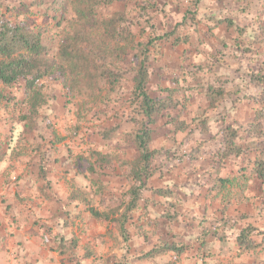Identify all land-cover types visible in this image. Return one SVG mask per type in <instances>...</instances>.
<instances>
[{
  "label": "rangeland",
  "instance_id": "obj_1",
  "mask_svg": "<svg viewBox=\"0 0 264 264\" xmlns=\"http://www.w3.org/2000/svg\"><path fill=\"white\" fill-rule=\"evenodd\" d=\"M25 1L34 2L31 12L19 18L11 17L14 20L29 17L32 22L48 28L52 54H55L63 38V29L73 17L68 0H58L55 4V0H45L43 5L38 4L40 0ZM143 1L152 3L153 7L149 10L151 23L145 24L146 33L139 34L141 31L135 30L141 40L151 31L158 35L172 31L189 10L195 15L192 21L188 19L187 26L179 25L178 33L174 35L189 30V40L179 44L173 41L174 36L162 40V50L150 64L152 96L166 98L167 92L160 88H171L176 91L173 99L178 102L176 108L165 111L166 114L152 126L151 146L160 153L153 162L155 173L150 184L176 187L177 194L168 199L145 191V198L128 222V241L119 235L114 222L96 219L84 202L73 199V192L98 188L99 184L86 177L91 173L90 163H95L92 153L96 151L110 154L112 163L102 168L98 166L103 174L102 189L92 197L91 204L107 210L129 198L130 183L126 176L129 167L124 162L135 157V150L125 139L126 133L136 129L131 122L134 111L128 101L133 74H127L122 91L114 93L110 101L89 93L86 97L74 96L64 78L52 75L41 80L53 97L40 109L39 123L34 129H26L24 122H19V113L22 114L20 111L24 109L0 100V125L8 128L0 131V157L8 156L6 169L11 176V185L33 192L28 200L31 219L38 227L36 229L33 224L26 228V234L44 233L57 252L59 240L64 237L65 248L70 250L63 254L62 264H109L107 258L111 255L131 260V264H264V244L251 252H241L237 243L241 228L249 223L264 225L259 214L261 210L264 212V186L253 178L245 190L249 198L242 201L234 198L233 203L225 207L217 189L212 188L213 177L219 173L221 176L234 175L236 189L244 188V173L239 170L243 160L233 156L218 165L211 150L217 147L220 139L218 131L222 124L216 118L220 116L238 128L239 141L245 142V128L255 120L261 105L251 97L258 88L242 77L245 68L252 65L257 70L264 66V48L259 50V55L252 54L253 57L250 53H241L236 30L227 22L216 27L215 20L232 18L254 34L260 25H264L261 0H132L129 4L115 2L100 8L98 16L107 17L115 11L126 10L131 18H136L137 7ZM151 24L153 28L149 26ZM132 64V58H127L124 63L128 67ZM188 70L190 83L182 77V72ZM206 82L228 89L230 95L223 105L210 106L205 87H198ZM19 84L4 90L6 93L11 90L22 99L26 81L21 80ZM188 84L193 88L181 90ZM201 112L211 117L208 134L192 121L194 116L202 115ZM177 118L188 122L190 127L177 130ZM119 122V132L104 137V133ZM198 143L204 151H196ZM250 152L245 151L242 156L246 158V164H249V158L255 157L254 150ZM217 166L220 168L216 171ZM21 177L26 180L19 182ZM201 183L205 184L204 189ZM45 194L50 198H45ZM170 202L176 203L178 217L169 220L162 212L167 211ZM216 226H221L220 231L214 230ZM211 229L209 241L206 239L209 243L201 249L197 237L207 238L204 232ZM160 237L185 242L188 249L181 255L171 252L153 260L136 258L155 246ZM73 240L76 245L72 247ZM87 252L92 255L86 257Z\"/></svg>",
  "mask_w": 264,
  "mask_h": 264
},
{
  "label": "trees",
  "instance_id": "obj_2",
  "mask_svg": "<svg viewBox=\"0 0 264 264\" xmlns=\"http://www.w3.org/2000/svg\"><path fill=\"white\" fill-rule=\"evenodd\" d=\"M56 1L58 0H55L53 4ZM131 1L68 0L73 17L63 29V38L57 52L52 54L48 28L36 21L32 22L29 17H24L22 20L12 18L13 16L19 18L21 15L30 13L34 2L0 0V100L4 99L8 104L13 103V106L20 110L24 109V111H20L22 114L19 113L18 119L19 122H24L26 129H34L38 126L40 109L47 105L53 97V94L46 90L44 82L41 83V80L57 74L65 79L67 88L72 95L86 97L87 93L96 94L98 99L101 97L102 100L110 101L114 93L122 91V83L127 74H133L128 101L130 109L134 111L131 115V122L136 125V129L125 134V139L135 150L134 159L124 162L129 167L126 174L130 183L128 200H122L118 205L107 210H100L91 204L92 197L96 196L102 189L101 176L103 174L98 166L102 168L112 163L110 154L99 151L92 153L95 163H90L91 176H86L92 182L99 184L98 188L85 192H73L72 194L73 199L86 204L93 217L98 220L114 222L119 235L125 241L129 240L128 222L132 213L139 208L140 201L145 198V191H151L153 196L168 199L177 194L176 187H158L150 184V179L155 173L153 162L160 153V150L151 146L154 134L152 126L163 117L164 113L166 114L165 111L176 108L178 105V102L173 99V95L176 93L174 89L161 87V90L167 92V97L163 99L152 96L149 87L151 81L150 64L161 52L162 40L170 39L171 36L176 35L178 26H187L188 19L191 21L195 19L193 11L189 10L185 19L177 24L172 31L159 35L151 31L145 39L141 40L135 30H140L139 34L146 33L145 24L151 23L149 10L153 7L152 3L143 1V4H139L136 18H131L126 10L115 11L107 17L98 16L100 8L111 6L115 2L129 4ZM45 2V0H40L38 4L43 5ZM261 5L264 8V0H261ZM48 6L54 7L52 4H48ZM223 22H227L228 26L236 30L237 46L241 49V53H250V57H253L252 54L254 53L260 54L259 50L264 48V25H260L257 31L251 34L247 26L239 25L232 18H218L215 20V26L218 27ZM58 24H60L59 21ZM149 26L154 27L153 24ZM189 38L190 31L185 30L184 34L174 36L173 41L179 44L188 41ZM127 58H132L133 64L130 67L124 65ZM245 69L242 78L258 88V92L251 97L261 107L256 112L255 120L245 128L246 140L244 143L239 141V130L234 124L225 122L223 116L216 117L222 124L218 131L220 139L216 144L217 147L211 148L214 157H217L218 165L221 161L233 156L241 157L243 160L239 170L244 173V188L236 189L234 175L221 176L219 173L213 177L214 186L212 188L217 189V195L221 197L225 207L233 203L234 198H237L238 201L249 198L245 194V190L253 178L260 180L264 186V66H260L256 70L251 65ZM190 75L189 70L182 72V77L189 83ZM21 80L26 81L24 98L18 99L11 90L5 92V88L12 89L21 85L19 84ZM206 83L199 84L198 87H205L204 90L210 101V106L223 105L230 95L228 89L223 85ZM192 88L188 84L181 90L186 91ZM99 91L103 92L100 93ZM201 114L194 116L192 121L197 122L204 134H208L211 131V117L203 112ZM120 127L121 122L108 129L104 133V137L106 135V137H110L113 132L118 133ZM189 127L190 124L185 120L176 119L175 128L177 130H186ZM201 145V143L197 144L196 151L205 150ZM251 149L256 154L253 159L249 158V164H246L244 162L246 158L242 156L245 151L251 154ZM219 168L220 166H217L216 171ZM200 185L203 189L205 188V184L201 183ZM45 198H50V195L45 194ZM262 201L264 203V200ZM162 214L169 220L174 217L177 218L176 203L170 202L167 205V211L162 212ZM259 214L264 220V212L261 210ZM220 228L221 226H216L214 230L218 232ZM207 233L208 231L204 232V234ZM197 238L201 249L207 245L206 236L200 238L198 236ZM66 242L64 237L59 240V254L61 255L70 250L69 247L65 248ZM237 243L241 252H251L258 249L264 244V225L249 223L244 226L238 233ZM71 244L72 247L75 246L76 241H71ZM188 246L185 242L170 241L165 237H160L155 246L150 250L141 252L136 258L153 260L171 252L181 255L188 249ZM91 253L87 252L84 255L88 257L92 255ZM107 261L109 264H131V260L120 259L114 255L109 256Z\"/></svg>",
  "mask_w": 264,
  "mask_h": 264
},
{
  "label": "crops",
  "instance_id": "obj_3",
  "mask_svg": "<svg viewBox=\"0 0 264 264\" xmlns=\"http://www.w3.org/2000/svg\"><path fill=\"white\" fill-rule=\"evenodd\" d=\"M6 129H8L7 125H0V131ZM7 164H9L8 156H1L0 264H62L63 255L53 250L48 236L45 237L44 233L36 235V232L33 235L26 234V228H31L33 224L36 229L38 227L31 219V204L28 200L33 192L31 189L27 192L19 186L11 185ZM24 180L26 178L21 177L19 182ZM210 234L212 229L208 230L207 240Z\"/></svg>",
  "mask_w": 264,
  "mask_h": 264
}]
</instances>
